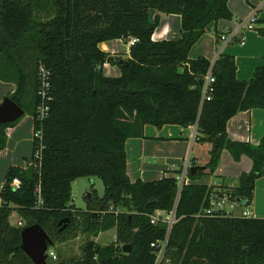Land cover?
I'll return each instance as SVG.
<instances>
[{"label":"trees","instance_id":"trees-1","mask_svg":"<svg viewBox=\"0 0 264 264\" xmlns=\"http://www.w3.org/2000/svg\"><path fill=\"white\" fill-rule=\"evenodd\" d=\"M162 15L180 16L178 39L152 41ZM231 19L228 0H0V81L15 76L8 97L23 109L30 89L33 104L30 165L11 167L0 187V264H32L20 249V232L32 225L44 230L53 250L89 237L79 256H56L47 264H264V219L194 218L218 189L249 205L256 180L264 176V138L254 146L232 141L226 132L238 113L264 110V65L245 82L237 80L231 56L220 55L214 64L188 58L210 25ZM255 23L264 38V21ZM131 39L136 42L122 64L120 55L98 49L100 43ZM24 54H31L28 63ZM105 64L117 66L120 76L106 77ZM41 70L49 100L38 121ZM208 75L214 82L204 96ZM19 120L0 127V150L5 129ZM146 125H197L196 142L211 145L205 166L210 174L223 151L234 162L247 157L251 170L234 188L183 184L179 190L174 177L131 182L125 144L143 138ZM81 177H97L104 187L101 198L90 195L86 210L71 204V183ZM13 179L19 188L11 187ZM157 212H174L170 229L150 223ZM12 213L21 226L10 223ZM111 229L113 242L90 240Z\"/></svg>","mask_w":264,"mask_h":264},{"label":"crops","instance_id":"crops-1","mask_svg":"<svg viewBox=\"0 0 264 264\" xmlns=\"http://www.w3.org/2000/svg\"><path fill=\"white\" fill-rule=\"evenodd\" d=\"M228 9L232 14V19L230 21L220 20L210 25L190 49L188 58L203 57L214 64L220 55L231 56L236 63L237 80L247 82L251 79L254 70L264 65V38L256 31L262 25L254 23L252 29H248V23H245L251 17H254L257 22L264 21V0H228ZM180 23L179 15H162L159 26L152 34V41L178 39ZM221 36H225L226 39L222 41ZM115 42L120 45L124 41L114 40L100 43L98 49L111 55H120L122 60H126L130 47L124 42L126 49L122 52L119 46L113 44ZM102 70L106 77L120 76V70L115 65L105 64ZM14 91L13 83L0 81V102ZM32 131L33 120L31 118L19 120L12 127L5 129L6 143L4 149L0 150V187L5 183L8 170L19 166L20 159L25 156L30 147L32 148ZM226 132L232 141L258 145L264 138V110L252 109L238 113L227 122ZM143 136V138L128 139L125 144L126 173L131 182L137 179L152 182L163 177H174L187 160L191 166H206L209 161L211 145L207 142H196L195 126L182 128L165 125L153 131L146 125L143 129ZM229 157V154L223 151L214 174H210L207 169L203 171V174L219 177V183H199L186 178L185 184L236 187L238 178L251 170L252 163L247 157H242L238 162H229ZM224 162L228 165L232 163L230 165L235 168L233 172L236 175L222 174ZM257 212L260 217L264 218V210ZM106 234V244L115 240L114 229L100 233L90 240L98 244L100 237ZM60 245H57L55 249Z\"/></svg>","mask_w":264,"mask_h":264},{"label":"rangeland","instance_id":"rangeland-1","mask_svg":"<svg viewBox=\"0 0 264 264\" xmlns=\"http://www.w3.org/2000/svg\"><path fill=\"white\" fill-rule=\"evenodd\" d=\"M113 44L117 47L119 46L122 52H124V50L126 49V43L124 42L120 43V45L118 44V42H115ZM123 44H125V46ZM28 57L30 58L31 54L22 55L23 62L28 63L27 61L29 59ZM104 71L106 73H109V71L107 70H104ZM29 72H31V68L28 69V75L30 74ZM11 77L14 78L15 76L8 73L6 75L7 79L5 80V82H13L11 81L12 80ZM30 91H31L30 89L27 90L23 97L22 106H23L24 115L20 118V120H23L26 118L32 119L31 114L33 111V104H32V96H31ZM148 128H150V130H153V131L157 130L155 127L149 126V125H148ZM226 153L229 154L227 151ZM31 155H32V148L30 147L29 151L24 156L25 158L23 157L20 159L19 166H17V168H21L24 170L28 169L30 162H31ZM229 158H230L229 162H233L231 156ZM230 164L228 165L225 162L223 163L222 166H223L224 171L222 174L226 173V175H236L234 174L235 172H233L235 168L232 167V165ZM216 174L218 173L216 172ZM196 181H198L199 183H209V182L219 183L220 178L215 177L214 175H210V174L208 175L203 174L199 179H196ZM228 182L229 184H231L229 180ZM70 193H71V204H73L76 209L86 210L88 206V202H89L88 195H93V196H97L101 198L104 194V187H103L101 180L97 177H94V178L81 177V178H77L71 183ZM247 207H248V210L252 212L253 218L264 219L260 217L257 212V211H260L261 209L264 210V176L256 180L255 186H254L253 197H252L250 204L247 205ZM161 214H162L160 216L161 218H169V222L171 223V226L174 224L175 219L174 217H172V212L170 213L162 212ZM17 218H18L17 215L15 213H12L9 219L10 223L15 224ZM167 228L169 229V224H167ZM107 234H110V233H107ZM107 234L105 236L102 235L100 237V239L98 240L99 245H102V246L107 245L106 244L107 242L105 240V238L107 237ZM77 238L79 239L75 238L73 240H69L68 242L58 246L57 249L53 250L57 258L58 256L64 257V258H68L72 256H79L81 254V248L83 247L84 242L87 239H89V237L88 236H78Z\"/></svg>","mask_w":264,"mask_h":264},{"label":"built area","instance_id":"built-area-1","mask_svg":"<svg viewBox=\"0 0 264 264\" xmlns=\"http://www.w3.org/2000/svg\"><path fill=\"white\" fill-rule=\"evenodd\" d=\"M255 18L251 17L245 24H247L248 29H252V24L255 23ZM220 39L224 41L226 39L225 36H221ZM136 41L134 39L129 40L127 43L128 46H132ZM40 88L37 92V95L40 99L39 105L37 107V113H38V121H41L45 114L47 113L48 107L47 102L49 100V97L47 95V91L49 88V84L47 82V73H45L43 70L40 72ZM214 82V79L208 75L205 79L204 84V90L203 94L204 96L210 94L212 92L211 84ZM34 136L36 138L40 137V132L37 131ZM39 156V152H36L35 157ZM190 164L188 160L185 162V164L179 169L178 174L174 176L178 189L182 187L183 184L186 182V178L189 174V168ZM20 182L18 179H13L11 182V187L14 189L19 188ZM236 210H239L236 214ZM162 212H157L153 217L150 219V223L155 225L158 222H162L164 224H169V229L171 228V223L169 222V218H161L160 216ZM172 217H174L172 213ZM217 217H241V218H252L253 214L251 211L248 210V207L246 204L239 203L237 201V198L233 197L231 194V191L229 189H218V193L213 191L207 201V205L202 208L195 216V219L198 218H217ZM17 226H21L20 220H16L15 224ZM165 247V244L163 245L162 251ZM47 261L52 260L54 261L56 259V255L54 251L50 248H48L47 252ZM160 258V257H159Z\"/></svg>","mask_w":264,"mask_h":264},{"label":"water","instance_id":"water-1","mask_svg":"<svg viewBox=\"0 0 264 264\" xmlns=\"http://www.w3.org/2000/svg\"><path fill=\"white\" fill-rule=\"evenodd\" d=\"M153 12L148 13V23L153 22ZM124 61L120 60L122 64ZM24 115L23 109L18 106L8 96L4 97L0 102V127L5 124H11L20 119ZM197 125H195V128ZM206 170L205 166H191L189 168V174L193 175L198 172ZM180 190V189H179ZM178 190V191H179ZM90 195H88V198ZM240 203V200H238ZM174 215V212H172ZM64 222H68L67 219ZM61 223V222H60ZM21 245L20 249L28 257L32 264H47L46 252L48 248L52 246V242L44 230L38 225H32L22 228L20 232ZM130 248L128 245L122 247L124 253L129 252Z\"/></svg>","mask_w":264,"mask_h":264}]
</instances>
